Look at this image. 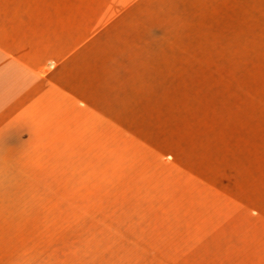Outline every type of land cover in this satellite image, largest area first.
<instances>
[{"label":"crops","instance_id":"0c3cea01","mask_svg":"<svg viewBox=\"0 0 264 264\" xmlns=\"http://www.w3.org/2000/svg\"><path fill=\"white\" fill-rule=\"evenodd\" d=\"M167 68L237 71L263 102L264 0H0V264H151L86 194L22 190L21 152L55 120L155 115Z\"/></svg>","mask_w":264,"mask_h":264},{"label":"rangeland","instance_id":"374dc122","mask_svg":"<svg viewBox=\"0 0 264 264\" xmlns=\"http://www.w3.org/2000/svg\"><path fill=\"white\" fill-rule=\"evenodd\" d=\"M237 76L167 68L155 115L38 127L19 186L86 194L69 201L148 239L151 264H264V101Z\"/></svg>","mask_w":264,"mask_h":264}]
</instances>
